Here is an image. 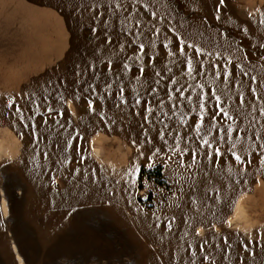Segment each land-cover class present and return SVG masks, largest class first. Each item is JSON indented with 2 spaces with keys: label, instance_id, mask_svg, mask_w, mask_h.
Listing matches in <instances>:
<instances>
[{
  "label": "rangeland",
  "instance_id": "obj_1",
  "mask_svg": "<svg viewBox=\"0 0 264 264\" xmlns=\"http://www.w3.org/2000/svg\"><path fill=\"white\" fill-rule=\"evenodd\" d=\"M29 1L64 51L0 97V264H264V0Z\"/></svg>",
  "mask_w": 264,
  "mask_h": 264
},
{
  "label": "crops",
  "instance_id": "obj_2",
  "mask_svg": "<svg viewBox=\"0 0 264 264\" xmlns=\"http://www.w3.org/2000/svg\"><path fill=\"white\" fill-rule=\"evenodd\" d=\"M23 1H26L28 4H31L29 0H0V31H3V26H8V29L6 31L10 32V34H13L14 31L13 36H16V39L20 43V45H24L25 43L29 42L34 43L32 40H34L35 38L39 39V36L25 37L24 29L25 27H27V29H31L34 31L35 27L37 28L38 32H40V22H43L46 25V28L48 29L47 32L49 43L51 38V42L53 40H57L59 42V45L57 46V49L53 45H48L42 53L41 50L36 51L37 49H30L29 47H27L25 50L23 49L22 51V49H20L22 46H16L15 48V42L12 43V48L5 47L4 42L6 39L0 37V82L8 84L5 88L11 87L9 90H1L2 92L0 91V97L16 99L15 96L22 94L24 89L28 91V85L33 84V82L39 76L40 71H44L45 69L50 68L55 63V61L58 60L59 57L56 58L58 51L60 52V54L62 53V51H64L62 50V47H64L62 46V35L56 26L55 19L49 16L47 18L41 19L39 9L31 8L30 6L25 5ZM259 6L263 7V3L261 2ZM261 11L262 16L264 14V11L263 9ZM222 14V16L224 17H233L231 12L229 11L223 12ZM42 17H44V15ZM34 20L35 22L32 23ZM37 42H39V40H37ZM37 48L39 49L40 45ZM14 51L19 52L16 57L6 55V53L8 52ZM6 132H8V134L14 141L16 147L12 155L3 156L12 157L15 156L18 151H20L18 150V147L20 148L22 146V140L18 135L14 136L12 133H10V130H6ZM95 146H97V144L94 145V151L99 157L100 145L96 148ZM238 202L239 200L237 201V203Z\"/></svg>",
  "mask_w": 264,
  "mask_h": 264
},
{
  "label": "snow or ice",
  "instance_id": "obj_3",
  "mask_svg": "<svg viewBox=\"0 0 264 264\" xmlns=\"http://www.w3.org/2000/svg\"><path fill=\"white\" fill-rule=\"evenodd\" d=\"M221 3H223V0H221ZM152 15L154 16L155 13H152ZM218 18L219 17H217V19ZM173 31H174V29H173ZM176 47H177V50H178L179 55L180 56H183L185 54V50H186V47L187 46L186 45H183L179 41H177L176 42ZM139 48H140V50L142 52L145 51V48H144V45L143 44H141L139 46ZM171 54L175 55V53H171ZM194 55H195V53H194ZM187 63H188V67H189V75H191L192 74V71H193L192 62H191V60H189V61H187ZM140 71H144V69H140ZM214 74L216 76H222L223 75L222 71L221 70H218V69H214ZM252 79L255 80L256 78L253 77ZM177 91H179V90H177ZM218 91L219 90L210 91L204 99H201L199 96L197 97V101L196 102H197V104L199 106L201 116H203V114L205 112L206 106H211V108H210V115H211V119L212 120H216L217 117L220 114H223V116H225V117L228 116V113L223 108H220L219 107L218 102L220 100V96L217 94ZM252 91L255 92L256 90L255 89H252ZM180 94L183 95L182 92H180ZM189 99H191V98H189ZM136 102L137 103H140L139 100H137ZM7 106L8 107H12L13 106V102L11 100H9ZM16 108H17V111H20V108H19L18 105L16 106ZM217 108H219V112L216 111ZM49 111L51 112L52 110L49 109ZM261 111H264V109H262ZM59 114L62 115L63 113H59ZM33 127H34V125H33ZM228 131H231V129H229ZM205 145H206V148L207 147H211V145H208V142L207 141H205ZM214 151L218 155V154H220V151L221 150L219 148H215ZM190 155H192V154L190 153ZM192 159L193 160L195 159V156L194 155H192ZM262 159H264V158H262ZM236 160L239 161L240 160V157L239 156H236ZM226 240H227V238L225 237V241Z\"/></svg>",
  "mask_w": 264,
  "mask_h": 264
},
{
  "label": "bare ground",
  "instance_id": "obj_4",
  "mask_svg": "<svg viewBox=\"0 0 264 264\" xmlns=\"http://www.w3.org/2000/svg\"><path fill=\"white\" fill-rule=\"evenodd\" d=\"M8 145H9V141L0 135V153L3 150H5L6 146L8 147ZM1 204H2V209L4 211V214L6 215L7 214V210H6V203H5V198L4 197H2ZM239 212H241V210ZM235 216H237V215H234L233 217H230L228 219V223L229 224L239 223L238 220H240L242 217L241 218L240 217H236V219H235ZM240 223H246V220H244V218H242V222H240ZM13 248L15 249L16 247L13 246ZM16 259L18 261V264H24V262L22 260V257L18 254V252H16Z\"/></svg>",
  "mask_w": 264,
  "mask_h": 264
}]
</instances>
